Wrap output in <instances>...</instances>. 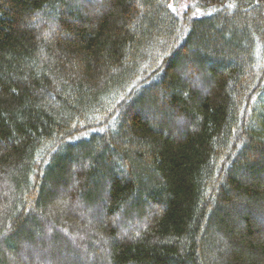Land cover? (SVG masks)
<instances>
[{
	"label": "trees",
	"instance_id": "trees-1",
	"mask_svg": "<svg viewBox=\"0 0 264 264\" xmlns=\"http://www.w3.org/2000/svg\"><path fill=\"white\" fill-rule=\"evenodd\" d=\"M176 3L0 0V264H264V0Z\"/></svg>",
	"mask_w": 264,
	"mask_h": 264
},
{
	"label": "rangeland",
	"instance_id": "rangeland-1",
	"mask_svg": "<svg viewBox=\"0 0 264 264\" xmlns=\"http://www.w3.org/2000/svg\"><path fill=\"white\" fill-rule=\"evenodd\" d=\"M178 3H179V0H178ZM176 8L180 12V15H182L184 12L189 10V6L187 4H184L183 1L180 2Z\"/></svg>",
	"mask_w": 264,
	"mask_h": 264
}]
</instances>
